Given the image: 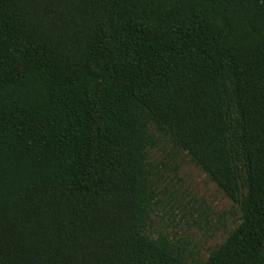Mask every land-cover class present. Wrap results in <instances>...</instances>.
<instances>
[{"label": "trees", "instance_id": "1", "mask_svg": "<svg viewBox=\"0 0 264 264\" xmlns=\"http://www.w3.org/2000/svg\"><path fill=\"white\" fill-rule=\"evenodd\" d=\"M166 142L240 209L205 260L151 234ZM0 264H264V0H0Z\"/></svg>", "mask_w": 264, "mask_h": 264}, {"label": "rangeland", "instance_id": "2", "mask_svg": "<svg viewBox=\"0 0 264 264\" xmlns=\"http://www.w3.org/2000/svg\"><path fill=\"white\" fill-rule=\"evenodd\" d=\"M150 156L160 194L151 234L175 238L189 261L207 259L240 224L239 207L170 143L159 144Z\"/></svg>", "mask_w": 264, "mask_h": 264}]
</instances>
